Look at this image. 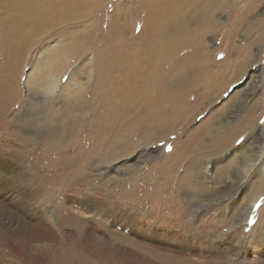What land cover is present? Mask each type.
Listing matches in <instances>:
<instances>
[{
	"label": "rangeland",
	"instance_id": "rangeland-1",
	"mask_svg": "<svg viewBox=\"0 0 264 264\" xmlns=\"http://www.w3.org/2000/svg\"><path fill=\"white\" fill-rule=\"evenodd\" d=\"M121 1L127 6L134 2ZM228 1L231 7L218 14V27L207 35L206 46L213 68L221 67L226 56L235 77L210 94L208 100L204 99L176 132L149 144L162 153L142 154L144 159L133 165V156L142 151L132 150L116 158L109 173L92 170L91 165L81 164V158H71L69 149L78 145L72 146L74 141L56 148L39 142L26 145L19 138L18 141L16 119L31 108L35 73L48 70L49 49L61 46L63 37L73 30L87 32L89 40L100 44L113 19L117 0H107L88 16L83 11L81 19L65 21L25 49L18 48L9 32L13 23L0 16V89L7 79L8 92L14 93L12 101L0 109V264H154L149 259L154 258L153 253L162 258L165 255L170 259L168 264H172L178 254L176 244L187 240L190 234L203 233L208 236H203V243L194 240L198 250L189 254L193 258L217 261V248L225 249L242 241L239 256L231 264H264V232L262 226L254 230L264 205V192L253 204L247 221L230 228L233 222L244 219V212L254 201L249 189L240 190V203L233 205V195L243 183L245 170L244 162L239 161V172L230 156L243 144L246 155L257 151L258 137L264 148V0H254L253 6L249 5L250 0ZM243 15L242 26L234 29L235 21ZM135 16L132 14L128 23L129 40L139 37L144 24L142 13ZM252 23L258 26L252 27ZM197 45L194 40L183 46L179 55L194 52ZM88 57H93L91 51L84 54V58ZM68 77L62 82L66 94L87 79L81 70L74 73L71 84L65 83ZM203 91L195 88L190 93L192 101L198 100ZM39 101L35 100L32 107L35 111L45 108ZM68 106L60 98L54 111L60 113ZM248 115L252 126L238 131L243 134L228 151L230 155L214 168L208 187L197 185L201 178L194 181L196 185L186 187L195 194L207 193L201 204L185 207L186 190L176 196H147L143 182L152 162L168 156L176 140L183 141L209 119L215 125L232 126L241 124ZM209 140L207 135L205 141ZM178 170L184 173L183 167ZM135 183L137 186L133 187L131 184ZM218 222L216 231L214 223ZM221 236L222 240L213 239Z\"/></svg>",
	"mask_w": 264,
	"mask_h": 264
},
{
	"label": "bare ground",
	"instance_id": "bare-ground-1",
	"mask_svg": "<svg viewBox=\"0 0 264 264\" xmlns=\"http://www.w3.org/2000/svg\"><path fill=\"white\" fill-rule=\"evenodd\" d=\"M106 1L0 0V16L13 23L9 32L18 48L25 49L39 41L38 37L51 34L65 21L81 19L83 11L88 16ZM253 1L250 0V6ZM121 2L117 0L113 19L100 44L89 40L87 32L73 30L63 37L61 46L49 49L48 70L35 73L31 108L16 119L20 129L16 136L20 142L26 145L39 142L56 148L74 141L72 146L78 145L69 149L72 150L71 158H81V164L85 162V166L91 165L92 170L100 173L111 172L116 158L139 149L142 153L133 156L132 163L138 165L144 159L142 154L162 153L161 149L153 150L149 145L154 139L176 132L204 99L208 100L210 94L219 91L235 77L226 56L221 67L213 68L206 46L207 35L218 27V14L222 15L231 7L228 0H134L129 6ZM139 13L143 14L142 31L136 40H129V20L132 14L137 17ZM244 19L245 15L237 19L234 29L241 27ZM257 26L252 23V27ZM194 40L198 42L197 49L181 57L180 49ZM89 51L93 57L84 58ZM76 57L78 62L74 63ZM79 70L87 79L66 94L63 92V78L68 75L65 83L71 84L74 73ZM5 81L0 89V109L14 96L8 92V81ZM199 87L204 91L198 100L192 101L190 93ZM60 98L69 106L57 113L54 109ZM34 99L42 101L45 108L35 111L32 108L36 103ZM251 126V115L241 124L232 126L215 125L213 119H209L198 130L189 132L183 141L176 140L168 156L152 160L143 182L147 196L160 197L164 193L176 196L186 190L185 207L195 208L201 204L206 192L195 194L186 187L196 185L193 183L197 178H201L197 185L208 187L214 168L230 155L228 151L243 134L238 131ZM207 135L208 142L205 141ZM258 139L257 151L246 155L243 144L230 156L234 164L244 162L245 170L243 183L233 195V205L240 203V190L249 189L254 200L244 212V219L233 222L230 228L247 221L253 204L264 192V148L261 137ZM241 166L238 164V171ZM178 167L184 168L183 174L179 173ZM131 185L137 186L136 183ZM260 212L254 230L262 226L264 232V205ZM214 224L217 231L219 222ZM203 236L207 238L208 234H190L187 240L182 239L176 244L178 254L172 264H231L230 261L239 256L242 241L225 249L217 248V261L208 257L193 258L189 254L198 250L194 240L203 243ZM223 238L213 239L219 241ZM209 239L213 241L211 237ZM157 254L153 253L154 258L150 257V261L169 263V258Z\"/></svg>",
	"mask_w": 264,
	"mask_h": 264
},
{
	"label": "snow or ice",
	"instance_id": "snow-or-ice-1",
	"mask_svg": "<svg viewBox=\"0 0 264 264\" xmlns=\"http://www.w3.org/2000/svg\"><path fill=\"white\" fill-rule=\"evenodd\" d=\"M262 123H264V122H262ZM239 142V141H238ZM257 207H260V205H257ZM251 223H255V220H253V221H251Z\"/></svg>",
	"mask_w": 264,
	"mask_h": 264
},
{
	"label": "crops",
	"instance_id": "crops-1",
	"mask_svg": "<svg viewBox=\"0 0 264 264\" xmlns=\"http://www.w3.org/2000/svg\"><path fill=\"white\" fill-rule=\"evenodd\" d=\"M231 49V48H230ZM248 60H249V58H248ZM236 75V74H235Z\"/></svg>",
	"mask_w": 264,
	"mask_h": 264
}]
</instances>
